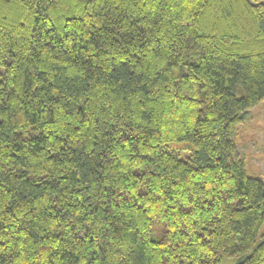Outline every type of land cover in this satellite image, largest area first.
<instances>
[{"label":"trees","instance_id":"16d2710c","mask_svg":"<svg viewBox=\"0 0 264 264\" xmlns=\"http://www.w3.org/2000/svg\"><path fill=\"white\" fill-rule=\"evenodd\" d=\"M0 264H264V0H0Z\"/></svg>","mask_w":264,"mask_h":264},{"label":"rangeland","instance_id":"374dc122","mask_svg":"<svg viewBox=\"0 0 264 264\" xmlns=\"http://www.w3.org/2000/svg\"><path fill=\"white\" fill-rule=\"evenodd\" d=\"M3 71L0 69V72ZM238 157L245 161L246 171L264 181V102L251 111L249 119L238 126L234 137ZM264 233L262 226L256 242Z\"/></svg>","mask_w":264,"mask_h":264}]
</instances>
